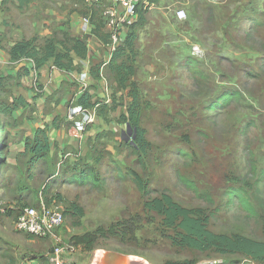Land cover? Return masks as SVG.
Returning <instances> with one entry per match:
<instances>
[{"label":"rangeland","instance_id":"374dc122","mask_svg":"<svg viewBox=\"0 0 264 264\" xmlns=\"http://www.w3.org/2000/svg\"><path fill=\"white\" fill-rule=\"evenodd\" d=\"M3 1L8 5L6 25L14 32L12 37L10 30L1 34L3 48L14 39L33 40L41 47L45 40L57 43L61 33L72 37L82 33L70 21L72 15L75 20L83 15L82 0H57V26L50 25L43 36H28L26 27L45 17L47 9L37 8L29 16V8L22 3ZM45 1L49 6L50 1ZM177 9L185 11L186 20L175 18ZM62 15L66 22L59 19ZM98 51H104V57L91 56L87 66L100 67L98 80L105 83L110 102L91 109L96 117V124L87 127H93L91 135L80 136L66 120L79 89L99 102L97 90L102 88L93 83L98 80L92 76L93 82L80 84L83 64L76 65V81L64 82L47 95L38 74L17 79V73L25 72L21 66H30V61H10L4 70L0 68L5 80L0 87V143L5 145L0 164V209L5 212H0V264L44 263L56 244L63 249L62 264H103V253L116 254L120 264L184 260L259 264L242 255L220 256L171 246L160 232L159 218L143 208L147 196L122 175L135 173L151 198L170 194L182 207L209 216L214 233L264 239V0H159L145 12V24L130 54L135 73L129 80L139 91V128L148 144L141 157L131 145L133 132H128L124 120L130 98L104 65L108 54L101 45ZM15 65L19 66L16 71L4 75ZM70 92L74 95L69 96ZM222 95L233 98L222 105ZM18 98L23 106L3 113ZM47 116H54L63 127L60 135L51 136V152L32 167L31 154L22 150V142L34 134L36 125L48 126ZM86 168L96 174L97 187L68 181ZM236 192L242 193V200L234 196ZM40 198L70 211L64 214L57 240L32 238L14 229L17 210L36 205ZM71 205L82 213L71 210ZM134 215L141 224L133 238L109 237L90 252L71 242L74 236Z\"/></svg>","mask_w":264,"mask_h":264},{"label":"trees","instance_id":"16d2710c","mask_svg":"<svg viewBox=\"0 0 264 264\" xmlns=\"http://www.w3.org/2000/svg\"><path fill=\"white\" fill-rule=\"evenodd\" d=\"M154 1L158 2L159 0ZM139 12L137 20L130 26L126 35L123 37L122 45L113 53L106 66L109 72L113 75V79L118 87L125 91L126 96L130 98L124 120L127 126H129L135 133L131 145H134V150L136 149L137 151H135L138 156L141 157L145 155L148 144L144 139L143 131L139 128V110L141 106L139 91L135 83L129 82L130 78L135 73L134 67L131 65L130 54H133L134 44L138 38V30L145 24V12ZM81 14L85 15V10H82ZM93 14H95V18L97 16L96 11H93ZM93 26L94 28L91 29V34L102 43H107V38L102 32L100 21L97 20V22H94ZM7 50L10 61L20 62L21 60H29L32 65L31 70L35 73L49 62H51L52 66L59 72L69 73L76 70L74 58L85 60L88 54L85 40L78 37H72L67 33H61V39H57V43L45 40L41 47H36L33 40H21L15 42ZM99 68L100 67H96L90 70V74L96 80L99 79ZM21 70H24L25 72L24 74L17 73L18 80L29 74L26 67L21 66ZM4 81L5 80L0 77V87ZM234 95H237V93ZM232 98L233 95H222V105H225ZM91 99L92 97L88 92H83L77 99L76 104L81 105L84 108L92 109L98 105V102L93 103ZM218 103L221 102L219 101ZM23 104L24 101L18 98L12 103L11 107H4L2 111L3 113L10 114L23 106ZM85 129H87V127ZM95 138H99V136H96ZM23 144L25 152L31 154V158L28 162L30 166L33 167L34 165L39 164L50 150L48 128L36 129L31 137H26L24 139ZM4 146L3 143H0V164L1 158H3L2 156L4 155ZM122 177L129 178L138 191L147 196L143 208L148 213H153L159 218L160 232L164 238L168 239L171 246H174L177 249H187L199 253L213 252L220 256L242 255L259 264H264V239L253 240L238 234L227 235L214 233L209 229V216L201 211L182 207L174 201L170 194L162 193L160 196L149 197L146 184L133 172L129 175L123 174ZM68 181L76 183L77 185H84L87 183L94 187L99 185L97 176L91 168H86L84 171H80V173L71 176V179H68ZM48 189V187L44 188L43 193L48 192ZM241 195V192L234 193V196L240 200H242ZM44 200L47 204L51 202L46 198ZM70 209L79 214L82 213L81 209L74 207V205H71ZM69 212L70 211H64L63 215L68 214ZM140 224L141 221L139 216L134 215L130 218L113 223L107 228L99 227L98 229L81 236H74L71 238V242H73L75 246L83 248L84 251L90 252L95 249L99 241L108 239L109 237L121 240L133 238ZM262 232L264 235V224ZM165 264L192 263L184 260L167 261ZM227 264L236 263L229 262Z\"/></svg>","mask_w":264,"mask_h":264},{"label":"built area","instance_id":"2783aa9c","mask_svg":"<svg viewBox=\"0 0 264 264\" xmlns=\"http://www.w3.org/2000/svg\"><path fill=\"white\" fill-rule=\"evenodd\" d=\"M82 4L86 13L81 16L83 26L91 31L94 28L93 23L99 20L102 32L106 35L107 43L101 42V46L108 54L104 64L106 65L113 53L122 45L123 37L137 20L138 12L152 10L156 2L154 0H82ZM93 11L97 14L95 18ZM174 15L178 21L186 20L183 9H177ZM194 52L198 53V48H195ZM79 81L81 85H85V73L80 74ZM66 119L78 132H83L87 126L94 124L96 117L93 110L75 103L68 106ZM0 212L5 213L3 209H0ZM63 223V210L61 211L54 201L47 204L43 198H40L36 206H23L17 210L14 229L32 238L57 240L56 235ZM62 255L63 249L56 244L46 254L44 263L40 264H62Z\"/></svg>","mask_w":264,"mask_h":264},{"label":"crops","instance_id":"0c3cea01","mask_svg":"<svg viewBox=\"0 0 264 264\" xmlns=\"http://www.w3.org/2000/svg\"><path fill=\"white\" fill-rule=\"evenodd\" d=\"M10 1L11 2H17L18 5H19V3H22L23 6L29 8V10L27 11V14L29 16H31L33 13H36L37 12L36 11L37 8L47 9V10H45L43 12V15L45 17H42L40 21L36 20L33 23H29L27 21L28 24H27L26 28H27V32H29L28 36L32 35V33L33 34H35V33L41 34L42 36L43 35H47L49 33L50 25L54 24L55 26H57V10H55V9H57V0H49L50 1V5L49 6H47L45 4V2H46L45 0H9V2ZM4 2L5 1L0 0V36H1V34H4V33L8 32V30H10L8 32V35L10 37H12V35L14 33L11 30L12 27L10 26V28H9L6 25V23L8 22V19H7L6 15H5L6 14L5 10H6V7L8 5L7 6L4 5ZM1 9H3L4 11H2ZM70 17H71L70 21H72L73 24L77 23L78 26L80 27V29L82 30V33L80 35L78 34L79 36L77 35L76 37H80L82 39L84 38V39H86V41L88 43V44L86 43L87 49H88V54H87L86 59L85 60H79L78 58H74V64L78 65L80 63L81 66L83 64L82 68H84L85 70H83L82 73L86 74V82H87V80L88 81H92V79H91L92 75L90 74V70L91 69L89 68V66H87V64H88L87 60L91 56H92V58H97V57L102 56V54H103L102 58L104 57V51H103L102 54L99 53V51H98V48L101 45V41L98 40L94 35H92L91 31L88 30V28L83 26L82 21H81V17H80V20H75L74 19V15H72ZM59 19L65 20V22H66V18H64V15H62ZM21 23H22V21H21ZM61 23H64V22H61ZM92 23H93V20H92ZM5 30H6V32H5ZM67 31H69L71 33L72 28L67 29ZM72 36H74V35H72ZM21 37H22V34H21ZM7 39H8V37H7ZM17 41L14 39V41L12 43L10 42V44L5 46L4 48L2 47V44H1V46H0V68H1V70H4V68H6L7 63L10 62V58H9L8 53H7V51H8L7 49L10 46H12ZM89 47H90V49H89ZM94 54L96 56H93ZM25 61H29V60H25ZM18 67H19L18 65H15L12 70L11 69L10 70H5L4 75L11 74L12 72L16 71L18 69ZM31 67H32L31 63H30V66L26 67V68H28V72H29L28 77L32 78L33 74L34 75L35 74L39 75L38 76L39 82L41 81V84L45 83V87H46L45 95H47L48 92H50L52 89H53V91L57 90L60 87V85L63 84L64 82L72 83L74 80L76 81L78 79L77 75H76L77 77H73L74 76L73 75L74 71H71V72H69L67 74L66 73L62 74L61 72H59L58 70H56L52 66L51 62H49L45 66H43L40 70H38L37 73L32 71ZM102 68L103 67H101V69ZM48 69L51 70L50 73L48 72ZM20 83H21V86H22V84H24L22 80H21ZM46 83H47V86H46ZM93 83L98 84V85L100 84L101 88H102V90H100V91L97 90V93L99 95V102H98V105H96L95 107H99L101 104H108L110 101H109V96H108V89L105 86V83L103 81H101V80L94 81ZM18 84H19V82H18ZM64 85H66V84H64ZM79 88H81V85H80ZM82 93H83L82 89H79V92L76 93V95L73 97V104H71V105H75L77 99L81 96ZM66 94L68 95V93H66ZM73 95L74 94L70 92L69 96H73ZM92 102L94 103V102H97V101H92ZM69 106H70V104H69ZM47 120H48V122H47V125H48L47 126V128H48V141H49V144H50L49 153H50L51 150H52V145L54 144L53 139L51 138V136H52V134H53V136L54 135H60L61 128L63 126H59V125L56 124L54 116H47ZM26 123L28 124V126L31 125V126L34 127L32 122L26 121ZM95 124H96V119H95ZM92 125H94V124H92ZM71 126H74V125L71 123ZM38 128H39V126L36 125L35 126V130L38 129ZM74 129H75V127H74ZM92 130H93V127L92 128H87V129H85L86 132H84V133L80 132L79 134H81L80 136H82V134H86V133H88V135H91ZM22 150L24 151L23 142H22Z\"/></svg>","mask_w":264,"mask_h":264},{"label":"water","instance_id":"95a60500","mask_svg":"<svg viewBox=\"0 0 264 264\" xmlns=\"http://www.w3.org/2000/svg\"><path fill=\"white\" fill-rule=\"evenodd\" d=\"M127 129H128V132L132 130L129 126H127ZM132 132H133V130H132ZM122 135H123V133H122ZM134 137H135V133L133 132V138ZM117 259H118V257H117L116 254H114V253H108V254L105 253L103 255L102 263L103 264H118Z\"/></svg>","mask_w":264,"mask_h":264},{"label":"bare ground","instance_id":"6f19581e","mask_svg":"<svg viewBox=\"0 0 264 264\" xmlns=\"http://www.w3.org/2000/svg\"><path fill=\"white\" fill-rule=\"evenodd\" d=\"M140 13V12H139ZM97 21V20H96ZM117 262H118V264H120L121 262H122V259H117Z\"/></svg>","mask_w":264,"mask_h":264}]
</instances>
